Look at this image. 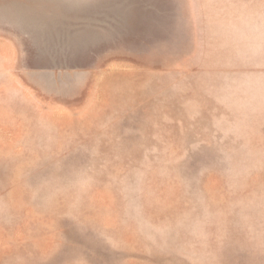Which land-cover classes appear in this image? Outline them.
<instances>
[{
    "label": "rangeland",
    "instance_id": "obj_1",
    "mask_svg": "<svg viewBox=\"0 0 264 264\" xmlns=\"http://www.w3.org/2000/svg\"><path fill=\"white\" fill-rule=\"evenodd\" d=\"M0 264H264V0H0Z\"/></svg>",
    "mask_w": 264,
    "mask_h": 264
}]
</instances>
